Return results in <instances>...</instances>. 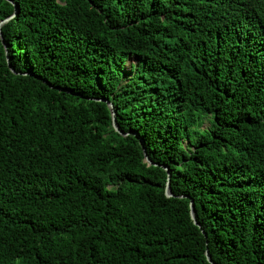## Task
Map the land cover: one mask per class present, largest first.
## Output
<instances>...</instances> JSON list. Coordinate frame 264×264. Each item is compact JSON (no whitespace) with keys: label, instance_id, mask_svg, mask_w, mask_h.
I'll use <instances>...</instances> for the list:
<instances>
[{"label":"trees","instance_id":"16d2710c","mask_svg":"<svg viewBox=\"0 0 264 264\" xmlns=\"http://www.w3.org/2000/svg\"><path fill=\"white\" fill-rule=\"evenodd\" d=\"M206 251L264 264V0H0V264Z\"/></svg>","mask_w":264,"mask_h":264},{"label":"water","instance_id":"95a60500","mask_svg":"<svg viewBox=\"0 0 264 264\" xmlns=\"http://www.w3.org/2000/svg\"><path fill=\"white\" fill-rule=\"evenodd\" d=\"M3 23H4V22H2L1 25H2ZM107 104H108V106H109V108H110V111H111V114H112L113 127L115 128L116 131H118V129H117V127H116V124H115V112H114L113 106H112V104L109 103V102H108ZM142 146H143V143H142ZM145 161H146L147 163L150 164V161H149L148 158L146 157V154H145ZM165 194H166L167 197H172V196H173L172 193H171V190H170V188H169V183L167 184V187H166V193H165ZM190 207H191V219H192V220L194 221V223L196 224V222H195V220H194V210H193V205L191 204ZM205 257H206L207 261H208L210 264H213V263L211 262V259H210L209 254H208L207 251L205 252Z\"/></svg>","mask_w":264,"mask_h":264},{"label":"rangeland","instance_id":"374dc122","mask_svg":"<svg viewBox=\"0 0 264 264\" xmlns=\"http://www.w3.org/2000/svg\"><path fill=\"white\" fill-rule=\"evenodd\" d=\"M139 62V59L136 58V57H132L128 60V62L126 63V65L124 66V73L125 74H130V71H131V66L132 65H137ZM127 76V75H126Z\"/></svg>","mask_w":264,"mask_h":264}]
</instances>
